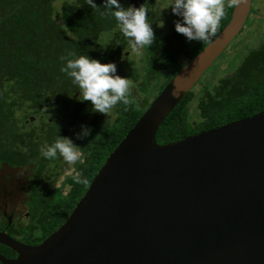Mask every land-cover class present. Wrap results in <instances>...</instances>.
<instances>
[{"label":"water","instance_id":"95a60500","mask_svg":"<svg viewBox=\"0 0 264 264\" xmlns=\"http://www.w3.org/2000/svg\"><path fill=\"white\" fill-rule=\"evenodd\" d=\"M250 13L251 0L233 6L222 32L147 106L59 228L35 246L0 231V246L15 255L0 254V264H264V111L156 142Z\"/></svg>","mask_w":264,"mask_h":264},{"label":"trees","instance_id":"16d2710c","mask_svg":"<svg viewBox=\"0 0 264 264\" xmlns=\"http://www.w3.org/2000/svg\"><path fill=\"white\" fill-rule=\"evenodd\" d=\"M120 2L124 7L132 4L131 0ZM95 3L101 6L102 0ZM101 10L91 9L87 0H0V181L8 186L13 176L32 179L22 202L28 218L20 222L24 212L19 211L8 226L0 212V231L8 228L13 239L26 245L40 244L62 225L108 155L184 65L179 60H190L216 38L233 7L226 8L210 42L187 41L175 31L176 20L168 33L154 32L153 44L143 50L141 68L132 67L120 75L131 81L129 104H117L108 115L92 112L89 101H79L77 87L60 71L65 62L61 57L73 58L70 53L87 54L117 66L126 38L115 20L102 16ZM107 35L113 37L103 43ZM153 86H158L156 93L150 90ZM193 89L159 128V145L264 111V38L239 61L232 74L211 88L203 87L194 119L189 111L196 99ZM81 125L91 128L85 139L76 138ZM58 135L72 139L81 153L68 174L64 173L68 164L61 158L48 160L39 155L40 145L53 142ZM77 174L88 182L77 183ZM60 177L58 187L43 184L47 178L55 182ZM65 187L67 193L63 194ZM0 254L15 256L3 246Z\"/></svg>","mask_w":264,"mask_h":264},{"label":"clouds","instance_id":"9594fccd","mask_svg":"<svg viewBox=\"0 0 264 264\" xmlns=\"http://www.w3.org/2000/svg\"><path fill=\"white\" fill-rule=\"evenodd\" d=\"M238 3L239 0H170L166 9L170 8L172 14L179 18L174 22V29L187 41L210 42L225 17L226 8ZM87 5L91 9L101 8L102 16L115 20L133 53L140 54L153 44L154 31L147 20L148 10L142 5L124 7L120 0H102L101 6L95 0H87ZM69 56L73 58L61 57L65 62L60 71L77 87V99L90 102L92 112L108 115L117 104H129L131 81L126 76L116 74L114 62L101 63L87 54L76 56L70 53ZM90 133V127L81 125V132L76 134V138L85 139ZM39 155L48 160L59 157L67 164H75L81 157L72 139L60 135L51 143L41 144ZM74 180L77 183L88 182L79 174Z\"/></svg>","mask_w":264,"mask_h":264},{"label":"rangeland","instance_id":"374dc122","mask_svg":"<svg viewBox=\"0 0 264 264\" xmlns=\"http://www.w3.org/2000/svg\"><path fill=\"white\" fill-rule=\"evenodd\" d=\"M169 3H170V0H155L154 12L156 15V22L154 23L155 25L153 26L154 32H163L164 34L168 33L171 29L172 23L174 22L173 19L178 18L174 14H172L170 8L166 9ZM162 22H163V25L161 26ZM111 37H113V35L112 36L107 35L106 37H104L102 39L103 43L110 41ZM263 38H264V0H251V13L247 21L245 22L243 29L237 35V37L231 42V44L226 48L223 54L204 73V75L200 78V80L194 87L193 92L196 95V99L189 106L191 118H193L197 113L196 112V100L198 96H200V91H202L203 87L211 88L215 84H217L218 80L232 74V72L235 69V66L239 63V61H242L243 57L250 50L257 48L263 41ZM143 57H144L143 53L141 52L140 54L133 53L130 50V47L126 45L124 51L120 54L119 58L116 61L117 67H118L116 68L117 69L116 74L122 75L124 70H126L127 72L132 67L139 70L142 66L140 60L143 59ZM185 62L186 60H184L183 58L179 60L180 65L185 64ZM157 88L156 86L155 87L153 86L150 90L153 91V93H156ZM133 92L135 94L137 93L135 89H133ZM73 166L74 164H68L67 166H65L66 169L64 173L65 174L70 173L73 170L72 169ZM62 179L63 178L60 177L55 182H53V179L48 180L47 178L44 181L45 183L43 184L45 186L46 185L49 186L50 188H53L54 186L58 187ZM11 181L9 184L7 183L8 186L10 187L14 185V184H11ZM2 185L4 184L2 181H0V187ZM20 186H23V182L20 184ZM62 192L63 194H66L67 187L63 188ZM14 195H16V193H14ZM12 202H14V200ZM19 209H21L22 212H24L23 207L20 206L18 203L8 204L7 208L4 209V204L2 201H0V212L2 214L3 212H5L6 215H9L13 211L18 212ZM19 221L25 222L26 218H19Z\"/></svg>","mask_w":264,"mask_h":264},{"label":"flooded vegetation","instance_id":"af4514ba","mask_svg":"<svg viewBox=\"0 0 264 264\" xmlns=\"http://www.w3.org/2000/svg\"><path fill=\"white\" fill-rule=\"evenodd\" d=\"M141 4L145 5V6L146 5L149 6L147 9L148 10L147 20L150 24H152V28H153V26L155 25L154 23L156 22V15L154 12L155 0H141L140 5ZM177 19H179V18H177ZM177 19H173V20L175 21ZM170 24H171V22H170ZM141 53H143V50L141 51ZM116 68H118V67L116 66ZM11 180H12L11 184H14L13 186H11V187L5 186V185L1 186V189H2V195L1 196L2 197H1L0 201L3 202L4 209L7 208L8 204H13V203H18L20 206L23 207L22 202L24 201V197H27V195L25 194V191L30 189L31 183H32V179L29 178L28 180H26V179H23L21 177L19 178L18 176H13V179H11ZM22 182H23V186H20V184ZM14 193H16V195H14ZM13 200H14V202H12ZM19 211H22V210L19 209ZM16 213H17V211H13L9 215H6L5 212H3V216H5V218H7V220H8V217L11 216V222H12V218H14V216H15L14 214H16ZM24 218H28V213H25V211H24ZM4 229H6V232L10 235V233L7 230L8 228H4Z\"/></svg>","mask_w":264,"mask_h":264}]
</instances>
